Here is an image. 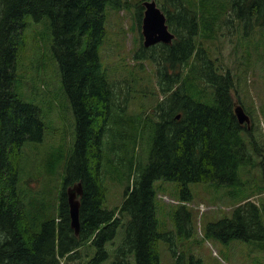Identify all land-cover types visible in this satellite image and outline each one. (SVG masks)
<instances>
[{"label":"trees","instance_id":"1","mask_svg":"<svg viewBox=\"0 0 264 264\" xmlns=\"http://www.w3.org/2000/svg\"><path fill=\"white\" fill-rule=\"evenodd\" d=\"M141 1L135 4L139 24ZM109 2L118 9L133 6L122 0H0V264H68L82 256V244L92 257L84 250V264H103L109 251L114 264H128L131 254L135 264H160L161 238L194 236V209L179 204L174 229L160 231L155 180L179 181V199L190 201V182L236 184L238 165L256 162L249 147L258 153V146L244 136H251V130L234 115L232 91L239 92L235 74L218 63L209 44L223 25L231 31L240 27L244 37L260 26L264 31V0H164L161 5L156 0L175 37L171 42L142 44L135 53L154 64V79L163 94L151 115L129 110L128 96L121 95L102 65L99 48ZM26 15L36 21L49 17V44L76 121L74 144L62 158L56 195L44 188L38 199L31 195L28 200L19 185L23 171L17 149L40 141L44 124L38 106L19 94L16 77ZM107 174L127 182L116 208L103 207ZM30 181L31 177L24 181L28 187ZM78 182L82 193L76 234L66 190ZM37 208L26 226L24 214ZM262 210L264 203L237 204L231 216L208 221L203 237L255 240L264 247ZM119 227L124 232L118 242L114 239ZM169 252L172 264H204L192 250L175 243Z\"/></svg>","mask_w":264,"mask_h":264},{"label":"rangeland","instance_id":"2","mask_svg":"<svg viewBox=\"0 0 264 264\" xmlns=\"http://www.w3.org/2000/svg\"><path fill=\"white\" fill-rule=\"evenodd\" d=\"M140 1L122 0L133 5L124 6L122 9L114 7L111 2L107 4L106 33L99 53L102 65L111 81L116 84V89L121 95L128 96L129 110L145 111L151 115L152 107L162 93L158 82L154 79V64L149 59H138L135 56L143 40L141 24L135 16L137 8L135 4ZM163 1L158 0V3L161 5ZM229 11L231 12L230 8ZM227 17H231V14ZM25 20V36L19 51L16 70V77L20 80L19 94L24 100L32 101L38 106L44 124L40 141L25 143L17 149L18 168L21 167L23 171L22 182L19 185L28 200L31 195H36L34 197L38 199L44 188H51L52 196L56 195L60 187L62 158L69 156L74 144L76 121L61 85V75L54 59L52 45L49 44L53 38L49 17L45 16L36 21L31 15H26ZM240 31V27L231 31L227 25H223L219 30V36L209 45L212 55L218 58V63L224 68H230L235 74L239 92L232 91L234 102L235 105L241 104L250 116L251 136H244L249 143V137H252L253 142L258 146V153L253 152L249 147L256 162L238 165L240 181L236 184L206 182L188 184L193 193L189 205L193 207L196 204L191 208L192 211L194 209V236L181 239L168 234L167 238H161L158 242L160 264L173 263L169 252V245L172 243H175L179 249L189 248L202 258L204 264H264V247H261L258 241L236 238L222 242L214 238L205 239L202 231V226L204 227L208 221L231 216L234 205L237 202L241 204V198L249 193L257 192V195L252 196L251 199L264 203V191L259 192L260 188H264V111L259 110L264 104V39L262 38L264 31L260 26L258 31L248 33L246 37L242 36ZM197 43L203 45L202 42ZM56 94L58 98L54 99ZM28 177H31L30 187L24 182ZM105 181L107 190L103 207L116 208L123 199L127 182L115 180L109 174ZM154 187L157 192L155 201L158 229L163 232L171 231L174 229V211L178 207L171 199L179 197L181 183L177 180L159 178L155 180ZM38 210L39 208L31 214H24L26 226L31 220L30 215H34ZM21 212L24 211L21 209ZM262 214L264 218V210ZM122 232H124L123 228L119 227L115 241L118 238L120 240ZM2 238L0 234V240ZM111 246V241H108L106 248L110 250ZM84 250L86 251L82 244L79 246V251L83 252L82 256L79 259L68 260V264L86 263L88 257ZM86 252L90 253L88 256L91 255V252ZM109 254L103 264H114L110 251ZM128 264H135L134 254H131Z\"/></svg>","mask_w":264,"mask_h":264},{"label":"water","instance_id":"3","mask_svg":"<svg viewBox=\"0 0 264 264\" xmlns=\"http://www.w3.org/2000/svg\"><path fill=\"white\" fill-rule=\"evenodd\" d=\"M143 5L145 6L143 21H142V32L146 36V44L151 42V36L153 33H159L163 36L164 42H170L174 34L169 29L168 24L166 23L165 13L160 9V7L151 1H144ZM146 46V45H145ZM149 46V45H148ZM234 113L239 123H250V117L245 112L242 105L237 104L234 106ZM67 201L71 207V214L73 216V225L78 229L79 218V197L82 193V188L80 183H76L72 187H68L66 190Z\"/></svg>","mask_w":264,"mask_h":264},{"label":"bare ground","instance_id":"4","mask_svg":"<svg viewBox=\"0 0 264 264\" xmlns=\"http://www.w3.org/2000/svg\"><path fill=\"white\" fill-rule=\"evenodd\" d=\"M144 1H147V0H142L141 2V4H142V6L144 7L143 8V15H144V10H145V6L143 5V2ZM148 1H151V2H154L155 4H157V2H156V0H148ZM158 5V4H157ZM161 9V8H160ZM162 10V9H161ZM166 16V15H165ZM142 21H143V16H142ZM167 23V22H166ZM141 33H142V35H143V40H142V44L145 46L146 45V47L149 45V46H151V45H153V44H155V43H157V42H164V39H163V36L162 35H160L159 33H153L152 34V36H151V42L149 43V44H146L145 43V41H146V36H144V34H143V32H142V22H141ZM172 34H174V33H172ZM175 37V34H174V36L172 37V39H171V41L173 40V38ZM170 41V42H171ZM141 44V45H142ZM140 45V46H141ZM177 117H179V115L177 116ZM79 183V182H78ZM82 188V187H81ZM260 191L259 192H262V191H264V188L263 189H259ZM257 195V192H253L252 193V195H245L243 198H241V201H242V203H244V202H246V201H251V202H253V203H255V204H257V203H259V201L258 202H255L254 200H252L251 198H252V196H256ZM123 196H124V194H123ZM162 197H163V195H161ZM171 201L172 202H175V203H177L178 201H183V200H181V199H179V197L177 198H172L171 199ZM183 203L184 204H186V205H188V206H190L189 204H191V201H183ZM196 205V204H195ZM194 205V206H195ZM79 206H80V200H79ZM194 206L193 207H191V208H194ZM69 208H70V217H71V226L74 228V230H75V233L76 234H78L79 233V230H80V220H79V224H78V229H76L75 228V226L73 225V216H72V214H71V207H70V204H69ZM78 218H79V212H78ZM116 238V237H115ZM121 238H122V235H121ZM120 238V239H121ZM119 240V238L117 239V241ZM214 253H216L215 251H214ZM63 260H61V262H62Z\"/></svg>","mask_w":264,"mask_h":264},{"label":"crops","instance_id":"5","mask_svg":"<svg viewBox=\"0 0 264 264\" xmlns=\"http://www.w3.org/2000/svg\"><path fill=\"white\" fill-rule=\"evenodd\" d=\"M246 164H248V162H246ZM222 184H225V183H222ZM247 195H252V193H249V194H247Z\"/></svg>","mask_w":264,"mask_h":264},{"label":"flooded vegetation","instance_id":"6","mask_svg":"<svg viewBox=\"0 0 264 264\" xmlns=\"http://www.w3.org/2000/svg\"><path fill=\"white\" fill-rule=\"evenodd\" d=\"M61 263H63V261Z\"/></svg>","mask_w":264,"mask_h":264}]
</instances>
